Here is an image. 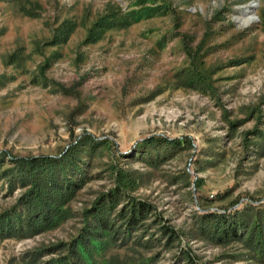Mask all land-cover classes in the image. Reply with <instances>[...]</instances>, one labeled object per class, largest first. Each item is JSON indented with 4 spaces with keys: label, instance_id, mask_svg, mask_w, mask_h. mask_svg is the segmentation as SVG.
<instances>
[{
    "label": "rangeland",
    "instance_id": "374dc122",
    "mask_svg": "<svg viewBox=\"0 0 264 264\" xmlns=\"http://www.w3.org/2000/svg\"><path fill=\"white\" fill-rule=\"evenodd\" d=\"M86 137L110 145L93 151ZM74 148L88 182L69 216L0 238V264H264L203 218L264 222V0H0V154ZM119 172L154 207L145 229L74 259ZM23 191L0 179V214ZM162 226L176 234L169 244ZM143 233L152 247L136 242Z\"/></svg>",
    "mask_w": 264,
    "mask_h": 264
},
{
    "label": "trees",
    "instance_id": "16d2710c",
    "mask_svg": "<svg viewBox=\"0 0 264 264\" xmlns=\"http://www.w3.org/2000/svg\"><path fill=\"white\" fill-rule=\"evenodd\" d=\"M85 140L93 151L100 144L110 145L108 140L103 143L91 137H86ZM160 143L175 148L183 146L179 139L164 138ZM80 154L81 150L78 148L66 152L61 157L51 155L20 157L0 154V179L6 181L8 191L13 193L18 188L24 190L15 205L0 214V238L33 236L56 227L69 216V202L88 182L86 171L83 169L85 162ZM134 182L128 174L119 172L114 188L98 198L95 209L89 210L87 226L72 244L74 259L83 258L85 251L90 247L100 250L97 248L98 242L106 235H110L111 242H114L118 238L119 230L121 234L132 236L145 229L146 221L154 207L147 201L133 198L127 193V189L134 187ZM123 197H127L126 201L117 210L116 215L111 217L110 212L116 211ZM215 214L217 215L208 214L203 218L215 220L214 231L217 240L246 238L255 250L264 252V222L251 225L250 220L231 221L225 214ZM161 230L163 236L170 235L169 238L163 237L168 238L167 242L165 240L166 244L176 236L170 227L162 226ZM204 231L202 229V233ZM145 235L144 233L140 235L136 242L142 247L150 248L153 245L142 240Z\"/></svg>",
    "mask_w": 264,
    "mask_h": 264
},
{
    "label": "bare ground",
    "instance_id": "6f19581e",
    "mask_svg": "<svg viewBox=\"0 0 264 264\" xmlns=\"http://www.w3.org/2000/svg\"><path fill=\"white\" fill-rule=\"evenodd\" d=\"M251 19H252V18L248 17V18H246V19H244V20H245L246 23H250V20H251Z\"/></svg>",
    "mask_w": 264,
    "mask_h": 264
},
{
    "label": "water",
    "instance_id": "95a60500",
    "mask_svg": "<svg viewBox=\"0 0 264 264\" xmlns=\"http://www.w3.org/2000/svg\"><path fill=\"white\" fill-rule=\"evenodd\" d=\"M250 5L253 6V3H251Z\"/></svg>",
    "mask_w": 264,
    "mask_h": 264
}]
</instances>
